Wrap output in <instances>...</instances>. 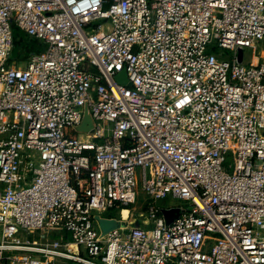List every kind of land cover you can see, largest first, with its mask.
I'll list each match as a JSON object with an SVG mask.
<instances>
[{
  "label": "built area",
  "instance_id": "obj_1",
  "mask_svg": "<svg viewBox=\"0 0 264 264\" xmlns=\"http://www.w3.org/2000/svg\"><path fill=\"white\" fill-rule=\"evenodd\" d=\"M13 28L43 46L22 69ZM257 42L264 0H0V264H264ZM138 185L146 220L102 216Z\"/></svg>",
  "mask_w": 264,
  "mask_h": 264
},
{
  "label": "rangeland",
  "instance_id": "obj_2",
  "mask_svg": "<svg viewBox=\"0 0 264 264\" xmlns=\"http://www.w3.org/2000/svg\"><path fill=\"white\" fill-rule=\"evenodd\" d=\"M24 34V33H23ZM26 36V35H25ZM28 37V36H27ZM25 38V37H24ZM20 37L19 35L16 36L15 40L17 41V47L16 49L20 52V49L24 46V43L26 42L25 39ZM256 45V52L255 56L261 58L258 61L263 62L264 61V42H257L255 43ZM228 53L225 50L221 51V55ZM263 53V54H262ZM243 56L244 64H248L249 62L252 61L253 55L251 54V51L248 49H244L243 51ZM15 62L16 67H20L21 69L25 67L26 64V58L21 54L17 56L16 58L13 59ZM94 143H99V141H94ZM225 166H232V162L229 158L226 159ZM1 187V185H0ZM147 203V197L146 195L140 190V186L138 185L137 187V195L135 199V203L131 206L128 207V211L123 210L122 213L116 212V211H110L108 213L102 214L103 217L105 216H112L117 219H128L129 221H141V220H146L145 218V205ZM157 206H160L161 208H169L172 206H177V207H186L187 203L176 200L171 198L170 196H167L165 199L158 201L156 203ZM63 232H57V231H52V230H47V231H42V230H36V231H28L26 233L20 232L19 234L16 235L21 241H24L25 239H30L33 242L38 243L39 241L45 242V241H55V240H60L64 241V235H62ZM65 264H70V262L66 261L64 262Z\"/></svg>",
  "mask_w": 264,
  "mask_h": 264
},
{
  "label": "water",
  "instance_id": "obj_3",
  "mask_svg": "<svg viewBox=\"0 0 264 264\" xmlns=\"http://www.w3.org/2000/svg\"><path fill=\"white\" fill-rule=\"evenodd\" d=\"M242 60V52L241 50L238 51V57L237 61L240 63ZM116 81L121 85H128L126 80V75L124 72H120L116 76ZM77 131L80 133H86V134H93L94 128L93 123L91 120V117L89 116L87 109L84 108V114L81 124L77 127ZM161 214L166 220V223H171L174 219L177 218L179 215V209L171 208V209H161ZM94 220L97 222L98 228L101 231L102 235H105L113 230L118 229L121 225L124 223H120L119 221L115 219H106L99 216H95ZM139 223L136 222L135 226H138Z\"/></svg>",
  "mask_w": 264,
  "mask_h": 264
},
{
  "label": "trees",
  "instance_id": "obj_4",
  "mask_svg": "<svg viewBox=\"0 0 264 264\" xmlns=\"http://www.w3.org/2000/svg\"><path fill=\"white\" fill-rule=\"evenodd\" d=\"M17 35L22 37V40L25 37L24 39L26 41L24 43V46L22 47V49H20V52L16 49L17 41L15 40V38ZM12 38H13V46H12V51L10 54L11 60H13L14 58H16L17 56H19L21 54L26 58L28 56V54L39 52L43 49V46L41 43L25 36V34H23L21 31H19L16 28H13V30H12ZM107 217L114 218L112 216H107Z\"/></svg>",
  "mask_w": 264,
  "mask_h": 264
},
{
  "label": "crops",
  "instance_id": "obj_5",
  "mask_svg": "<svg viewBox=\"0 0 264 264\" xmlns=\"http://www.w3.org/2000/svg\"><path fill=\"white\" fill-rule=\"evenodd\" d=\"M263 54V53H262ZM260 58V57H259ZM261 59V58H260ZM259 60V59H258Z\"/></svg>",
  "mask_w": 264,
  "mask_h": 264
},
{
  "label": "bare ground",
  "instance_id": "obj_6",
  "mask_svg": "<svg viewBox=\"0 0 264 264\" xmlns=\"http://www.w3.org/2000/svg\"><path fill=\"white\" fill-rule=\"evenodd\" d=\"M74 251H75V249H74Z\"/></svg>",
  "mask_w": 264,
  "mask_h": 264
}]
</instances>
